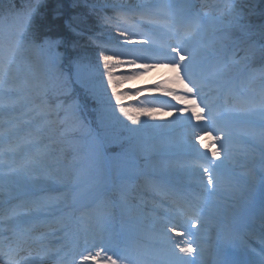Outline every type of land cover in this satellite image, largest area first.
I'll list each match as a JSON object with an SVG mask.
<instances>
[{"label":"rangeland","instance_id":"1","mask_svg":"<svg viewBox=\"0 0 264 264\" xmlns=\"http://www.w3.org/2000/svg\"><path fill=\"white\" fill-rule=\"evenodd\" d=\"M190 1L137 2V5L141 2L147 5L167 3L172 20H161L168 25L163 27L150 26L147 20H143L138 25L135 22L139 17L138 14L133 15H136V19L132 24L128 23L123 18V9L111 7L114 3L108 0H70L73 11L79 5L88 4V8L91 9L90 24H95L93 36H97L98 40L100 37L101 40L113 42H108V45L96 42L97 46L86 45L85 49L79 51L66 43V36L52 38L54 32L50 29L37 36L42 39L38 42H42L43 45L47 39L48 44L44 47H37L28 41L16 44L7 77L9 81L7 87L12 91L0 97L3 103L0 111L20 112L0 120V132L3 133L0 136V143L15 138L14 142H10L12 151H5L8 156L5 154L7 158L2 157L3 162L0 163V197H18L23 194L21 192L23 189L30 188L32 192L33 190L39 192L37 201L35 196L31 199L33 203L34 200L36 201L35 206L32 207L33 213L40 208L52 213L67 212L72 199L71 191L54 193L50 191L53 186L66 188L77 176L75 180L79 183L83 182L81 186L86 185V192H100L99 197L90 204L93 207L80 215L81 221H86L90 226L99 222L95 230L101 229V237L95 240V243L99 244L101 241V244H109L110 242L107 241L113 238L112 232L115 229V215L104 214L108 210L104 186L107 179L110 182L111 174V184H116L115 186L119 188L112 195L117 201L116 208L122 219L121 227L125 233L133 237L131 241L136 249L140 252L141 249L151 247L152 244L164 243L168 236L164 238L162 219L156 212L158 209L144 198L148 192H146V182L140 174L178 178L191 176L195 172L196 167L184 163L187 161L182 158L178 150L185 146V141L189 137L185 131L187 122L179 117L189 116L190 113L177 112L182 105L155 89L157 83L169 81L175 76V72L168 57L157 59L155 57L159 55L158 53L151 51L142 53L145 59H138L137 65L155 63L157 67L118 86V91L128 92V96L122 101L125 105L157 108L159 111L154 116L142 115L141 124H131L118 111L115 115L112 114L108 98L99 88V73L93 78L90 66L96 65L101 51L108 55L124 51L117 46L114 39L120 31L136 33L133 36L135 41L147 40L152 36L158 41L154 34L165 33V29L174 32L178 23L190 11ZM223 2H225L224 9L219 12L220 14L215 15L221 23L197 19L193 14V18L199 20L197 26L183 38L185 42L191 44L190 51L197 55L196 62L190 65L192 74H198L199 70L203 72V68L210 62H221L219 76L213 77L211 83L208 82L212 87L214 80L224 83L229 78L234 79L238 76L242 69L246 71L249 61L264 51V0L251 2L222 0L221 5ZM17 9L21 14L25 11L24 6ZM125 9L130 11L128 8ZM15 14L16 16L0 18V33L7 40L12 37V33L8 32H11L12 24L21 28V16L17 12ZM78 16L73 20L79 19ZM86 20L88 21V18ZM63 24L61 31L67 29L68 32L74 33L73 28L69 26V20ZM30 31H32L31 27ZM92 34L89 36L94 40ZM120 40L122 42L123 38L121 37ZM50 41L51 46H49ZM86 41L87 39H83L80 45L87 44ZM109 44L112 46L107 47ZM223 49L227 51L224 52ZM120 58L130 57L122 55ZM100 67L102 69V64ZM128 71L127 66H122L117 69V74ZM180 71L183 75L184 70ZM248 73L243 77V80H250L245 88L247 93L256 88L264 93V69L260 66L250 68ZM206 75L204 74V78ZM70 83L75 91L71 89ZM77 86L83 93H79ZM167 86L173 85L169 83ZM141 88L144 90L136 96L135 90ZM112 103L114 104V101ZM220 121L225 124L233 123L234 127L230 132L223 133L224 137H227L223 147L222 143L215 142L216 149L220 152V156L216 158H221L220 160L227 167L238 171L239 179L230 178L226 173L221 172L219 183L210 186L206 195L210 198L209 207L224 211L226 220L245 209L255 197L256 182L264 179V103L245 112L226 113ZM68 135L73 137L64 138ZM97 138L102 140V147L99 146ZM101 151L107 156L103 157ZM174 159L181 160V163L176 164ZM122 177L128 181L126 182ZM42 188H47L48 193L40 194ZM70 216L72 213H65L59 218ZM205 224L210 228L215 227L211 222ZM191 239L187 238V242L190 243ZM178 241L183 240L181 238ZM181 246L184 244L181 243ZM112 247L115 246L112 244ZM135 259L141 264H155L153 260L144 257H135Z\"/></svg>","mask_w":264,"mask_h":264},{"label":"snow or ice","instance_id":"2","mask_svg":"<svg viewBox=\"0 0 264 264\" xmlns=\"http://www.w3.org/2000/svg\"><path fill=\"white\" fill-rule=\"evenodd\" d=\"M39 3V0H37ZM36 9L34 7H29L21 14V31L17 36V44L28 41L30 44H33L37 47H42L44 45H36V36L30 31V21ZM152 25H161L167 27L166 22L160 20L150 19L148 21ZM136 33L129 34L127 31H120L118 35L114 38L116 44L119 48L124 51L120 53H114L112 55L105 54L101 51L98 54L97 63L95 66L91 67V72L93 78H95L96 73H99V88L102 90L103 95L108 98V104L112 109V114L115 115L118 111L121 116L126 118L127 121H130L131 124H141L140 117L142 115L154 116L156 112L159 111L157 108H149L145 106L133 107L125 105L122 101L128 96V92L118 91V86L123 85L124 83L141 76L147 72H150L153 68L157 67L155 63H144L137 65L138 59H145L142 55L144 52H155L158 53L155 58L159 59L162 57H168L169 62L172 66L175 76L172 77L169 81H162L155 85V89L162 92L165 96L170 97L171 100L176 101L182 107L177 109L179 113H190L189 116L179 117L182 120H185L189 127L193 131V138L195 141L199 142V145L205 150L210 151L212 157H219L220 152L216 149V141L222 142V147L224 146V141L227 137L212 136V131H219L217 127V121L214 115L206 116L205 108L201 107L197 103V97L202 91L201 84L196 79L193 78L192 72L190 70V65L194 64L197 59L195 52L190 51L186 46V43L181 39L176 45H159L154 36L150 37L147 40L135 41L133 36ZM147 35V33H146ZM123 38L121 42L120 38ZM48 44V41H45V45ZM131 46V47H130ZM172 53H175V56H172ZM130 57L128 59H121V56ZM187 61V62H186ZM11 64V57L5 56L0 52V97L10 94L11 89L7 87L8 81V72ZM102 64V69L100 65ZM122 66H127L129 71L127 73L117 74V69H120ZM181 69L184 70V74L181 75ZM187 80V82H185ZM171 83L173 86L168 87L167 85ZM191 85V86H189ZM110 90V95H108ZM144 89H136L135 95L139 96L140 91ZM114 101V104L112 103ZM203 103V99H201ZM0 107H3L2 101H0ZM207 107V105H205ZM211 112V109H209ZM119 118V117H117ZM195 120L197 123L193 125L191 122ZM200 129V133L196 134L195 130ZM3 133L0 132V136ZM203 137V138H201ZM207 141V142H206ZM191 148L205 160L208 158V151L204 153H199V150L195 143L191 144ZM226 150V149H225ZM3 152L0 151V163H2ZM209 166H204L203 164L198 165L194 170L200 173V178L204 181L205 174L207 176L205 187L214 186L219 183V173L218 169L221 167L220 164L213 165L211 161H208ZM202 169V171H200ZM39 211V210H37ZM193 215L196 212V209H191ZM162 215V226L163 231L169 240L173 241V247L179 248L180 253H184L190 256L195 249L192 247L191 243L187 242V237L183 241H175V236L172 235L177 233V228L182 225H187L185 231L187 236H194L195 234L191 231L192 228V218L193 215H189L185 219L186 213L184 212H173L167 213L164 212ZM179 235H184L179 233ZM63 239V237H62ZM87 247H83L81 251L77 252L72 257L73 264H122L123 261L127 260V255L119 249V247L113 248L109 244H96L95 241L89 243L87 239L83 241ZM181 243L184 246H181ZM98 249L93 251L92 249ZM111 253V255H109ZM51 254L49 253V256ZM261 259L259 264H264V247L261 248L260 252ZM18 251L12 249L9 245V251L5 252L3 250V245H0V261L7 259L9 264H20V261L17 259ZM179 259H184L179 257ZM25 264H41L42 258L37 257H25ZM185 264H196L195 259L185 261ZM232 264H244L243 261H233Z\"/></svg>","mask_w":264,"mask_h":264},{"label":"bare ground","instance_id":"3","mask_svg":"<svg viewBox=\"0 0 264 264\" xmlns=\"http://www.w3.org/2000/svg\"><path fill=\"white\" fill-rule=\"evenodd\" d=\"M108 1L117 4V6L123 5L134 10L139 8L142 9L146 7L144 11H148L150 14L153 15L167 13V7H168L167 3L164 2L163 4L150 3L149 5L143 4V2H141L139 5H137V2L142 0H108ZM163 35L165 36V34ZM164 41H167V39H165ZM168 44L169 43H167V45ZM186 125L187 127L185 131L189 137L188 140L185 141L184 149H190L193 152L197 153V151L191 148V144L195 143L199 150V153H204L208 151L205 150L203 147H201L198 141L194 140L192 133L189 131L191 127H189L188 123ZM217 142H221V141H217ZM220 159L221 158H216L215 164H220L221 165L220 169L227 172L230 178L239 179L238 171H235L230 167H227L224 164V162L221 161L222 159L221 160ZM197 174H198L197 176L200 177V173ZM7 178L10 179L9 176H7ZM105 183L106 184L104 186V189L106 190L108 182L106 181ZM73 186L78 187L80 185L76 183ZM85 186L86 185H83L78 189V193H77L78 200L77 201L75 200V202L73 203L75 208H79L82 205L84 206L93 202L95 198L98 197L100 194L99 191L86 192ZM199 188H200L199 191L201 193L203 189H205V184H202L201 186H199ZM255 188L258 189V193L255 196V202H254L255 207L253 206L251 207V209H246L239 214L233 215L232 218L226 220L224 219L225 216L224 211H222L219 208H216L215 206H214L215 209L209 207L210 198L206 197L205 195H203L202 197L196 195L197 196L196 200L198 201L197 203H199L200 200L205 204H202L203 206V212L201 213L202 216L200 215L201 217L199 216L198 219L201 221V223L194 224L192 225L191 228V231H193V233L195 234L192 238H196V240L190 242L193 245L192 247L195 249V251L190 256L185 255V257H183V255L181 256L179 252H172V251L169 252L161 248L156 250V247L153 246L144 250H140L139 253L144 255H149L155 258L157 262L166 263V264L167 263L185 264V261L191 259H195L196 264H232V262L236 260L243 261L244 264H259V261L261 259L260 255L254 256L255 252L253 250H247L245 246H251V245L259 246L258 249L264 247V236H262V234L264 235V231H262L261 234L258 233L259 236H254L253 234L250 233L252 236L249 235L248 241L244 242V239H247L246 236L249 234L248 233L249 229L253 228L256 225L261 224L262 222H259V220L264 222V182H261L260 180L257 181ZM26 192H28V190H26ZM0 202L2 201L0 200ZM172 210H176V212H180L179 207H176V209L172 207ZM257 217L259 218V220ZM34 219H39V220L35 221ZM53 219H55L53 216L49 214H45V212H43L42 210L37 215H35V217L31 220H34L33 221L35 225L34 229L36 230V227L38 225L40 226L42 225V223ZM31 220L29 221L28 219H24L19 221L18 223H15L14 225H12L10 222H6L5 223L7 225L6 229H8V234H9V236L6 239L12 240L19 229L16 227H18L21 224L28 225L29 223H32ZM204 220L215 224V227L210 228L209 225L205 224ZM13 226L16 227L14 228ZM74 227H75V223H73V220H69V222L65 221V223L61 224L60 228L58 229L48 230V232L42 233L43 235L44 234L53 235L49 237L50 240L46 241L45 243H47L48 246H51L56 241H58V243L60 244L59 245L60 252L64 249L66 243L68 242H70L72 245H75L76 233L74 232ZM184 227L187 228V225L185 224ZM27 230H31V229L27 228ZM255 230L258 232L261 229L257 227ZM239 231L241 235L239 234ZM37 236H39V234L36 235V237ZM255 237H259V238L257 239ZM36 239L39 240V238ZM178 240L179 239H176L175 241ZM107 242H110L109 243L110 246H112V244L115 247L118 246L119 249L122 250L127 255L128 259L123 261L122 264H139L137 262H134L131 258H129L130 255L137 254V251L135 249L136 246L130 239L125 238L123 236V233L119 234L118 237H116L115 239L114 238L108 239ZM194 242L197 245H195ZM162 245L163 247H168L169 245L170 246L172 245V242H170L169 239H165ZM92 250L95 251L96 249L94 248ZM60 252L59 254L62 255V253ZM77 252H78L77 249L74 250V255ZM56 256L58 255L56 254L53 256H49L48 260H53V257ZM66 256L67 255H64L62 257H66ZM179 257H183L184 259H179ZM66 258L69 259V257Z\"/></svg>","mask_w":264,"mask_h":264},{"label":"trees","instance_id":"4","mask_svg":"<svg viewBox=\"0 0 264 264\" xmlns=\"http://www.w3.org/2000/svg\"><path fill=\"white\" fill-rule=\"evenodd\" d=\"M21 1L22 0H0V15L4 16L6 13H9V15L12 17V15L16 16L15 12H17V14L21 16V13L18 12L17 9L22 7ZM87 5L88 4L79 5L75 8V11H73L71 10L70 0H41V2H39L37 5L36 11L30 21V27L32 28L31 32L36 36V44H42V42H38L40 38L37 36L40 33L43 34L44 32H48L51 29V32H54L52 38L57 39L60 36H67V42L73 49H78L80 51L81 49H85L86 45H91V42L85 45H80V42L83 39H87V33H92L95 31V24H90L91 21L89 19L91 17V9H89ZM11 9L13 10L11 11ZM93 12L94 10L92 13ZM75 16H78L79 19H75L74 21L73 19ZM86 18H88V21ZM67 20H69V26L73 28L74 33L68 32L67 29L61 31L60 28L64 27L63 22H66ZM40 40L42 41V39ZM51 45L52 42L50 41L49 46ZM40 50L43 51L42 48H40ZM70 87L75 91V88L71 83ZM77 88L79 89V93H83L79 86H77ZM74 91L72 92L74 93Z\"/></svg>","mask_w":264,"mask_h":264}]
</instances>
